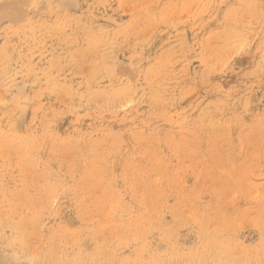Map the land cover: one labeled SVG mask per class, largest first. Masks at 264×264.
Listing matches in <instances>:
<instances>
[{
    "label": "rangeland",
    "instance_id": "374dc122",
    "mask_svg": "<svg viewBox=\"0 0 264 264\" xmlns=\"http://www.w3.org/2000/svg\"><path fill=\"white\" fill-rule=\"evenodd\" d=\"M0 264H264V0H0Z\"/></svg>",
    "mask_w": 264,
    "mask_h": 264
}]
</instances>
